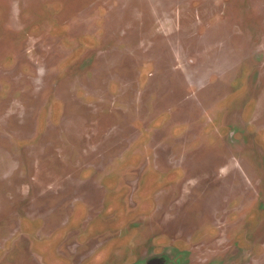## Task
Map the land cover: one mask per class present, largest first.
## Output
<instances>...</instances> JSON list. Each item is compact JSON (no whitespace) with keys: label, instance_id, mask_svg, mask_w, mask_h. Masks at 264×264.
Here are the masks:
<instances>
[{"label":"rangeland","instance_id":"374dc122","mask_svg":"<svg viewBox=\"0 0 264 264\" xmlns=\"http://www.w3.org/2000/svg\"><path fill=\"white\" fill-rule=\"evenodd\" d=\"M158 259L264 264V0H0V264Z\"/></svg>","mask_w":264,"mask_h":264},{"label":"flooded vegetation","instance_id":"af4514ba","mask_svg":"<svg viewBox=\"0 0 264 264\" xmlns=\"http://www.w3.org/2000/svg\"><path fill=\"white\" fill-rule=\"evenodd\" d=\"M152 262H153L152 264H155V263L159 264L161 262V259H158L156 261L155 260H152Z\"/></svg>","mask_w":264,"mask_h":264}]
</instances>
